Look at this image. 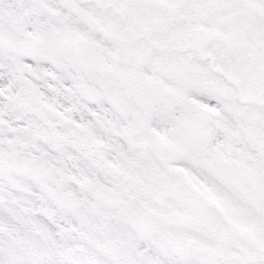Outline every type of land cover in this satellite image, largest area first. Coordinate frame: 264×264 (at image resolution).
<instances>
[{
  "label": "snow or ice",
  "instance_id": "snow-or-ice-1",
  "mask_svg": "<svg viewBox=\"0 0 264 264\" xmlns=\"http://www.w3.org/2000/svg\"><path fill=\"white\" fill-rule=\"evenodd\" d=\"M0 264H264V0H0Z\"/></svg>",
  "mask_w": 264,
  "mask_h": 264
}]
</instances>
